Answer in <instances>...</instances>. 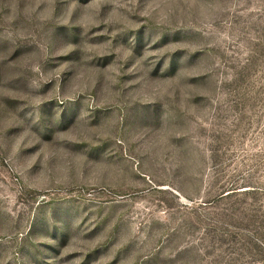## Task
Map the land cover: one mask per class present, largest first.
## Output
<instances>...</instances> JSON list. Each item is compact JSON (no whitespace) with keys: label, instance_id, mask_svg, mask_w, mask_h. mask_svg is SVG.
<instances>
[{"label":"rangeland","instance_id":"rangeland-1","mask_svg":"<svg viewBox=\"0 0 264 264\" xmlns=\"http://www.w3.org/2000/svg\"><path fill=\"white\" fill-rule=\"evenodd\" d=\"M0 264H264V0H0Z\"/></svg>","mask_w":264,"mask_h":264}]
</instances>
